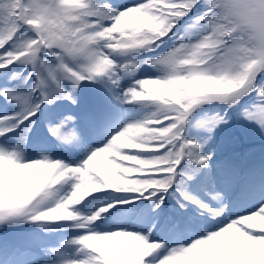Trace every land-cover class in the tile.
Masks as SVG:
<instances>
[{"label":"snow or ice","instance_id":"obj_1","mask_svg":"<svg viewBox=\"0 0 264 264\" xmlns=\"http://www.w3.org/2000/svg\"><path fill=\"white\" fill-rule=\"evenodd\" d=\"M85 81L115 111L47 112ZM205 105L223 111L190 121ZM0 109V225L58 234L18 246L30 264H264V184L235 211L210 146L228 110L264 134V0H0Z\"/></svg>","mask_w":264,"mask_h":264},{"label":"rangeland","instance_id":"obj_2","mask_svg":"<svg viewBox=\"0 0 264 264\" xmlns=\"http://www.w3.org/2000/svg\"><path fill=\"white\" fill-rule=\"evenodd\" d=\"M133 0H110V3L122 6L130 5ZM175 46L171 40H169L167 45H162L161 48L157 49L156 53H143L135 58L136 62L148 57H154L155 55L162 54L163 52L169 50L171 47ZM116 59H114V64H117L118 60L121 59L118 54H114ZM120 83L122 85L127 83L126 77L128 73L123 74L117 73ZM158 74L151 69L148 65H141L139 69L136 70L135 77L137 79H143L146 77H156ZM102 88L101 83H92L85 81L80 84L76 89L77 103L72 104L67 100L56 101L53 105L47 107V112L49 113H66V114H76L84 115L92 112H103L98 109V106L102 103L100 96V89ZM250 106L253 100H250ZM125 110H131L132 116L130 122L141 121L147 118L152 111V107H133L127 105H119V111L123 112ZM3 111V109H0ZM104 111H115L114 109H106ZM238 114V111L235 110ZM235 114V113H234ZM242 124L247 131L248 143H250L249 148L243 152L238 153L233 156L231 153L228 154L223 159L218 158V153L214 149L216 154H213V160L216 165H230L231 168L236 172L237 176H242L243 181L238 185L237 190L242 191L240 199L234 204L235 211H245L246 207L250 206L253 201L254 196L259 193L261 185L264 184V154H261L258 150L259 147L264 148V134H262L258 126L251 123L243 118H241ZM41 134H46V128L41 127L39 129ZM260 137V138H259ZM198 143V141H197ZM49 146L53 148L51 152H41L40 155L49 156L50 159L56 160L60 159L64 161V153L62 150L56 149L54 141L49 139ZM35 154V148L29 146L26 148L23 156L25 160L30 156ZM239 156V157H238ZM246 157L247 162L242 167L239 166L240 158ZM65 163L67 161H64ZM244 169V172L241 171ZM131 195V194H126ZM139 203V201H137ZM115 207L124 208L127 205L124 203L114 202ZM35 238L41 241L54 242L58 239L57 233H45L42 229L36 228L33 225H18L13 227H5L0 225V264H30V260L25 257H20L16 255L17 248L24 241Z\"/></svg>","mask_w":264,"mask_h":264},{"label":"trees","instance_id":"obj_3","mask_svg":"<svg viewBox=\"0 0 264 264\" xmlns=\"http://www.w3.org/2000/svg\"><path fill=\"white\" fill-rule=\"evenodd\" d=\"M247 99V98H246ZM250 100L247 101L248 106H250ZM154 110V108H152ZM217 110L223 111V106L217 105H205L198 107L190 117V121L193 123L202 120L205 117V114L208 116L214 115ZM227 123L218 126L214 131V139L210 142L212 149L216 147L218 153V158L223 159L231 153L233 156H236L238 153H243L249 148V144H243L238 135L234 132L232 128V118L229 110L226 115ZM255 144V143H251ZM205 147H208L206 145ZM213 149V150H214ZM261 154H264V148L259 147L258 150ZM213 154H216L213 151ZM226 155V156H225ZM239 157V156H238ZM261 161H264L263 159Z\"/></svg>","mask_w":264,"mask_h":264},{"label":"bare ground","instance_id":"obj_4","mask_svg":"<svg viewBox=\"0 0 264 264\" xmlns=\"http://www.w3.org/2000/svg\"><path fill=\"white\" fill-rule=\"evenodd\" d=\"M97 112H98V110H97Z\"/></svg>","mask_w":264,"mask_h":264}]
</instances>
